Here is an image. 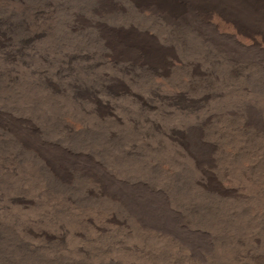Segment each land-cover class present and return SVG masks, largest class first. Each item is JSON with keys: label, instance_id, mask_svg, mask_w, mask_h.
I'll list each match as a JSON object with an SVG mask.
<instances>
[{"label": "rangeland", "instance_id": "1", "mask_svg": "<svg viewBox=\"0 0 264 264\" xmlns=\"http://www.w3.org/2000/svg\"><path fill=\"white\" fill-rule=\"evenodd\" d=\"M157 1L0 0V264H264V50Z\"/></svg>", "mask_w": 264, "mask_h": 264}, {"label": "bare ground", "instance_id": "2", "mask_svg": "<svg viewBox=\"0 0 264 264\" xmlns=\"http://www.w3.org/2000/svg\"><path fill=\"white\" fill-rule=\"evenodd\" d=\"M157 1V0H156ZM180 1V0H179ZM158 2V1H157ZM153 2V5L161 4ZM165 2V1H164ZM171 2V1H170ZM168 1V3H170ZM181 2V1H180ZM185 2V0H184ZM189 2V0L187 1ZM167 3V4H168ZM186 3V2H185ZM166 4V3H165ZM163 5V4H162ZM171 5V4H170ZM173 5V4H172ZM198 13L208 19L212 14L220 27L222 36L238 40L248 46L264 50V0H201ZM248 13L253 17V27L240 26L235 22L237 15L244 18ZM11 22V21H10ZM13 22V21H12ZM42 22V21H41ZM44 44V43H43ZM90 47V46H89ZM84 49V48H83ZM82 51V50H81ZM27 52V51H26ZM86 52V51H85ZM84 52V53H85ZM87 53V52H86ZM87 55V54H86ZM94 55V54H93ZM90 58V57H89ZM93 58V57H92ZM94 59V58H93ZM7 60V59H6ZM67 76V75H66ZM77 84V83H76ZM33 85V84H32ZM28 87V86H27ZM40 87V85H39ZM88 91V90H87ZM89 96V95H88ZM56 97V96H55ZM59 98V97H58ZM67 100V99H65ZM92 101V100H90ZM55 102V101H54ZM81 102V101H80ZM94 102V101H92ZM86 103V102H85ZM52 105V104H51ZM91 105V104H90ZM80 106V105H79ZM52 108V107H51ZM25 111V110H24ZM58 111V110H57ZM29 112V111H28ZM17 114V113H16ZM47 115V114H46ZM28 117V116H27ZM58 118V117H57ZM22 120V119H21ZM17 122V121H16ZM57 122V121H56ZM69 126V125H68ZM122 126V125H121ZM67 127V126H66ZM72 127V126H71ZM74 127V126H73ZM72 127V128H73ZM76 127V126H75ZM46 128V127H45ZM23 129V128H22ZM26 129V128H25ZM65 129V128H64ZM70 129V128H69ZM68 129V131H69ZM77 129V128H76ZM49 130V129H48ZM67 130V129H65ZM29 131V130H28ZM74 131V130H73ZM72 131V132H73ZM135 131V130H134ZM76 132V131H75ZM131 132V131H130ZM170 132V131H169ZM176 132V131H175ZM71 133V132H70ZM159 133V132H158ZM65 134V133H64ZM178 137V136H177ZM32 138V137H31ZM120 138V137H119ZM38 139V138H37ZM34 140V139H33ZM40 140V139H39ZM38 140V141H39ZM164 140V139H163ZM167 140V139H166ZM20 141V140H19ZM24 141V140H22ZM41 142V141H40ZM39 142V143H40ZM43 142V141H42ZM92 143V142H91ZM13 144V143H12ZM59 147V146H58ZM40 148V147H39ZM52 148V147H51ZM158 149V148H157ZM49 150V149H48ZM39 151V150H38ZM62 152V151H60ZM22 155V154H21ZM64 156V155H63ZM111 156V155H110ZM25 157V156H24ZM76 157V154H75ZM28 158V157H27ZM151 158V157H150ZM176 158V157H175ZM58 159V158H57ZM18 160V159H17ZM134 164V163H133ZM22 165V164H21ZM195 165V164H194ZM31 166V165H30ZM208 166V165H207ZM24 167V166H23ZM155 167V166H154ZM184 168V167H183ZM114 169V168H113ZM163 170V169H162ZM72 171V170H71ZM27 174V173H26ZM164 174V173H163ZM108 175V174H105ZM54 176V175H53ZM109 176V175H108ZM187 176V175H186ZM35 178V177H34ZM192 178V177H191ZM195 178V177H194ZM109 179V178H108ZM210 179V178H209ZM53 181V180H52ZM187 181V180H186ZM46 182V181H45ZM57 182V181H56ZM113 182V181H112ZM77 183V181H76ZM205 183V182H204ZM114 184V183H113ZM5 185V184H4ZM216 186V185H215ZM218 186V185H217ZM205 187V186H204ZM216 188V187H215ZM221 188V187H220ZM51 189V188H50ZM187 190V189H186ZM189 190V189H188ZM187 190V191H188ZM212 190V189H211ZM232 190V189H231ZM219 191V190H218ZM239 192V191H238ZM81 193V192H80ZM196 193V192H195ZM217 193V192H215ZM229 193V192H228ZM194 194V193H193ZM225 194V193H224ZM57 196V195H56ZM162 196V195H161ZM219 196V195H218ZM150 197V196H149ZM203 199V198H202ZM3 200V199H2ZM57 200V199H56ZM226 200V199H225ZM4 201V200H3ZM203 201V200H202ZM229 201V200H228ZM221 202V201H220ZM98 203V202H97ZM208 203V202H207ZM240 203V202H239ZM43 205V204H42ZM102 205V204H101ZM14 206V205H13ZM216 206V205H215ZM73 207V206H72ZM116 207V206H115ZM147 207V206H146ZM43 208V207H42ZM183 208V207H182ZM15 210V209H14ZM41 210V209H40ZM116 212V211H115ZM63 213V212H61ZM11 214V213H10ZM127 217V216H126ZM136 217V216H135ZM13 218V217H12ZM37 219V218H36ZM81 219V218H80ZM118 219V218H117ZM147 219V218H146ZM1 220V219H0ZM206 220V219H205ZM132 221V220H131ZM45 222V220H44ZM128 222V221H127ZM121 223V222H120ZM122 224V223H121ZM85 225V224H84ZM62 227V226H61ZM46 228V227H45ZM74 229V228H73ZM170 230V229H169ZM47 231V230H46ZM55 231V230H54ZM91 232V231H90ZM8 233V232H7ZM77 233V232H76ZM44 234V233H43ZM139 234V233H138ZM201 235V234H200ZM23 237V236H22ZM110 239V238H109ZM119 239V238H118ZM34 240V239H32ZM38 240V239H36ZM102 242V241H101ZM75 245V244H74ZM174 245V244H173ZM34 248V247H33ZM106 248V247H105ZM25 250V249H24ZM101 251V250H100ZM112 251V250H111ZM45 253V252H44ZM183 254V253H182ZM24 255V254H23ZM54 255V254H53ZM74 255V254H73ZM117 255V254H116ZM51 257V256H50ZM32 258V257H31ZM89 261V260H88ZM103 264V263H102Z\"/></svg>", "mask_w": 264, "mask_h": 264}]
</instances>
